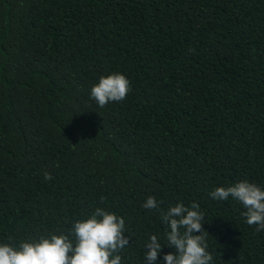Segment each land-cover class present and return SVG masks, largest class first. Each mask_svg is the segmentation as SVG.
<instances>
[{"label": "trees", "instance_id": "trees-1", "mask_svg": "<svg viewBox=\"0 0 264 264\" xmlns=\"http://www.w3.org/2000/svg\"><path fill=\"white\" fill-rule=\"evenodd\" d=\"M112 73L131 90L100 108ZM245 180L264 190V0H0V245L74 243L99 207L121 264L152 235L163 264L161 213L195 203L210 264H264V231L209 195Z\"/></svg>", "mask_w": 264, "mask_h": 264}, {"label": "clouds", "instance_id": "clouds-1", "mask_svg": "<svg viewBox=\"0 0 264 264\" xmlns=\"http://www.w3.org/2000/svg\"><path fill=\"white\" fill-rule=\"evenodd\" d=\"M130 90L125 75L112 73L100 77L91 88L90 98L103 108L109 102L123 101ZM44 178L51 180L52 176L45 172ZM209 195L217 201L232 197L240 202L246 209L247 224L257 225L258 232L264 231V190L256 184L245 180L227 188L217 187ZM142 207L156 209L158 203L150 196ZM198 209L199 205L195 203L191 208L177 204L161 213L162 221L170 229L166 233L167 246L175 249V254L163 256V264H210L213 260L207 251L202 223L204 214ZM71 232L74 243L68 235L61 234L40 237L37 242H21L18 247L2 244L0 264H121L118 253L129 245V239L124 235L125 220L99 207L87 220L75 222ZM145 248V264H156L163 248L157 236L152 235Z\"/></svg>", "mask_w": 264, "mask_h": 264}]
</instances>
